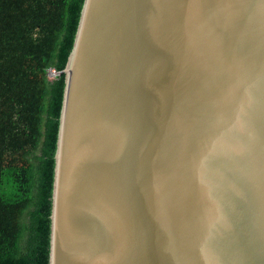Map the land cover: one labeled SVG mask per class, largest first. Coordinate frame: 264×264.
<instances>
[{
	"label": "water",
	"instance_id": "obj_1",
	"mask_svg": "<svg viewBox=\"0 0 264 264\" xmlns=\"http://www.w3.org/2000/svg\"><path fill=\"white\" fill-rule=\"evenodd\" d=\"M49 264H264V0H84Z\"/></svg>",
	"mask_w": 264,
	"mask_h": 264
},
{
	"label": "trees",
	"instance_id": "obj_2",
	"mask_svg": "<svg viewBox=\"0 0 264 264\" xmlns=\"http://www.w3.org/2000/svg\"><path fill=\"white\" fill-rule=\"evenodd\" d=\"M83 2L0 0V264H49L63 70Z\"/></svg>",
	"mask_w": 264,
	"mask_h": 264
},
{
	"label": "built area",
	"instance_id": "obj_3",
	"mask_svg": "<svg viewBox=\"0 0 264 264\" xmlns=\"http://www.w3.org/2000/svg\"><path fill=\"white\" fill-rule=\"evenodd\" d=\"M58 75H59V73H57V72L54 71V70H49V71H48V77H49V79H54V78H56Z\"/></svg>",
	"mask_w": 264,
	"mask_h": 264
}]
</instances>
